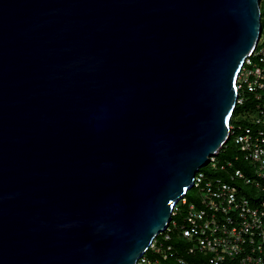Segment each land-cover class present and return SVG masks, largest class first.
<instances>
[{
    "label": "water",
    "instance_id": "water-1",
    "mask_svg": "<svg viewBox=\"0 0 264 264\" xmlns=\"http://www.w3.org/2000/svg\"><path fill=\"white\" fill-rule=\"evenodd\" d=\"M261 0H0V264H136L229 142Z\"/></svg>",
    "mask_w": 264,
    "mask_h": 264
},
{
    "label": "built area",
    "instance_id": "built-area-1",
    "mask_svg": "<svg viewBox=\"0 0 264 264\" xmlns=\"http://www.w3.org/2000/svg\"><path fill=\"white\" fill-rule=\"evenodd\" d=\"M237 91V105L251 97L257 103L256 113L249 114L252 126L230 125L235 159L250 165V176L233 161L221 162L219 153L210 157L194 178L193 200L179 201L165 230L136 264H264V198L259 196L264 195L263 25L258 46L241 68ZM214 172L225 175H210ZM175 215L179 220H173Z\"/></svg>",
    "mask_w": 264,
    "mask_h": 264
},
{
    "label": "trees",
    "instance_id": "trees-1",
    "mask_svg": "<svg viewBox=\"0 0 264 264\" xmlns=\"http://www.w3.org/2000/svg\"><path fill=\"white\" fill-rule=\"evenodd\" d=\"M260 6H261V12H262V18H263L264 17V0H261ZM261 46L262 45H260L259 48ZM256 105H257V103L252 100V97L246 99L245 104L243 106L237 105L235 110H234L230 125L233 126V125L240 124L245 128L252 126V122L250 120L249 114H255L256 113L255 112L256 111V109H255ZM241 115H242V117L245 116V118H240ZM233 140H234L233 137H231L229 142L226 144V146L219 153L218 159L221 162H223L224 160L233 161L234 166L236 168L242 169L248 176H250V174H251L250 173V167H249L250 165L248 163L244 162L242 159L237 160V161L235 159V157L238 156V150H237L236 146H234ZM208 172H210V171H208ZM211 174L220 175L222 177L225 175L224 172H221V173L214 172V173H210V175ZM248 192H253V194H256L253 191V189H248ZM259 196H260V198L261 197L264 198V195L259 194ZM189 200H190V202L193 200V195L189 198ZM182 208H184V207L182 206ZM175 219L179 220V216L178 215L173 216V220H175ZM172 240L174 243H176L178 239L176 238V236H174V238ZM188 260L192 262L191 258H188ZM168 264H174V263H168Z\"/></svg>",
    "mask_w": 264,
    "mask_h": 264
},
{
    "label": "rangeland",
    "instance_id": "rangeland-1",
    "mask_svg": "<svg viewBox=\"0 0 264 264\" xmlns=\"http://www.w3.org/2000/svg\"><path fill=\"white\" fill-rule=\"evenodd\" d=\"M262 25L264 26V17L262 18ZM192 195H195V190L193 188L187 192L186 199H189ZM181 203L182 202L178 203L177 206L181 205Z\"/></svg>",
    "mask_w": 264,
    "mask_h": 264
},
{
    "label": "clouds",
    "instance_id": "clouds-1",
    "mask_svg": "<svg viewBox=\"0 0 264 264\" xmlns=\"http://www.w3.org/2000/svg\"><path fill=\"white\" fill-rule=\"evenodd\" d=\"M230 138H231V137H230ZM221 150H222V149H221ZM220 152H221V151H220ZM220 152H219V153H220ZM185 198H186V197H185Z\"/></svg>",
    "mask_w": 264,
    "mask_h": 264
}]
</instances>
